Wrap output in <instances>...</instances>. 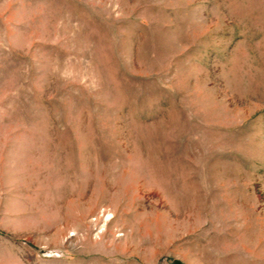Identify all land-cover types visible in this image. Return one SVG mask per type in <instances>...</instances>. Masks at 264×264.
I'll return each mask as SVG.
<instances>
[{
  "label": "rangeland",
  "instance_id": "374dc122",
  "mask_svg": "<svg viewBox=\"0 0 264 264\" xmlns=\"http://www.w3.org/2000/svg\"><path fill=\"white\" fill-rule=\"evenodd\" d=\"M0 264H264V0H0Z\"/></svg>",
  "mask_w": 264,
  "mask_h": 264
}]
</instances>
